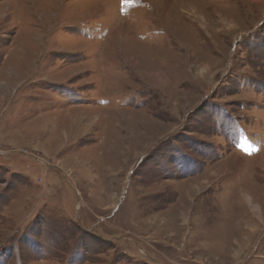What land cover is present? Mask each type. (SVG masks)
Masks as SVG:
<instances>
[{
	"label": "rangeland",
	"instance_id": "1",
	"mask_svg": "<svg viewBox=\"0 0 264 264\" xmlns=\"http://www.w3.org/2000/svg\"><path fill=\"white\" fill-rule=\"evenodd\" d=\"M0 264H264V0H0Z\"/></svg>",
	"mask_w": 264,
	"mask_h": 264
},
{
	"label": "bare ground",
	"instance_id": "2",
	"mask_svg": "<svg viewBox=\"0 0 264 264\" xmlns=\"http://www.w3.org/2000/svg\"><path fill=\"white\" fill-rule=\"evenodd\" d=\"M250 205L252 206V202L250 201ZM251 206H250V208H251Z\"/></svg>",
	"mask_w": 264,
	"mask_h": 264
}]
</instances>
